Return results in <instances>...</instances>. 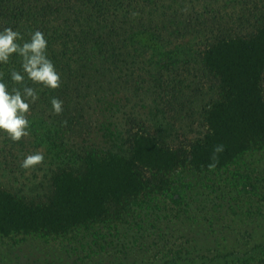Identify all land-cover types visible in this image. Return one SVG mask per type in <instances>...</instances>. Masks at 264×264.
<instances>
[{"label": "rangeland", "instance_id": "1", "mask_svg": "<svg viewBox=\"0 0 264 264\" xmlns=\"http://www.w3.org/2000/svg\"><path fill=\"white\" fill-rule=\"evenodd\" d=\"M173 3L179 15L197 11L232 33L251 32L264 17V0ZM211 29L181 39L179 47H189L187 63L160 69L156 83L137 96L120 91L94 99L88 127L71 132L32 116L20 147L10 151L0 142V187L46 207L53 197V154L69 155L71 166L84 171L88 150L133 157L131 135L139 130L154 142L138 145L140 152L148 149V160L132 166L138 192L110 198L104 215L56 230L9 226L0 231V264H264L263 144L246 140L244 149L211 169L208 155L203 163L194 155L212 134L208 113L220 99L219 73L201 63ZM259 87L264 101V68ZM49 137L59 146L52 148ZM36 151L43 161L22 167Z\"/></svg>", "mask_w": 264, "mask_h": 264}, {"label": "trees", "instance_id": "2", "mask_svg": "<svg viewBox=\"0 0 264 264\" xmlns=\"http://www.w3.org/2000/svg\"><path fill=\"white\" fill-rule=\"evenodd\" d=\"M173 1L0 0V27L19 30L24 39L33 30L43 32L48 55L61 75L56 89L26 81L39 92L38 99L30 104L28 118L41 117L54 128L78 132L87 126L94 99L120 91L137 96L139 89L143 91L156 83L160 69L187 63L189 47H179L181 39L192 30L212 27L201 63L219 73L220 99L208 113L212 134L204 137L202 151L195 148L197 162L203 163L208 155L212 161L224 164L252 138L264 146V101L259 87L264 68V17L253 31L232 33L218 21L211 24L197 11H180L179 15ZM13 68H20L15 54L8 63L0 65L10 87L17 86L8 78ZM52 96L63 101L59 114L51 108ZM0 134V142L9 145L10 151L24 142ZM47 139L52 148L59 146L57 137ZM141 139L154 145L147 133L134 132V156L130 158L112 150L100 156L86 151L84 171L71 166L69 155L53 154L57 166L48 176L53 197L47 207L34 204L21 192L0 187V231L9 226L56 230L89 216L104 215L110 198L117 199L141 188L131 178L134 163L148 160V149L139 151ZM221 144L223 151L214 156L215 146ZM168 153L171 159L175 156Z\"/></svg>", "mask_w": 264, "mask_h": 264}, {"label": "clouds", "instance_id": "3", "mask_svg": "<svg viewBox=\"0 0 264 264\" xmlns=\"http://www.w3.org/2000/svg\"><path fill=\"white\" fill-rule=\"evenodd\" d=\"M47 46L45 34L39 29L31 31L28 38L24 39L19 30L11 26L0 27V65L8 63L13 54L20 60V68H13L8 74L9 80L17 86L10 87L3 71H0V133L6 134L12 141L28 135L30 104L39 97L38 90L26 81L49 89L60 86L61 75L48 55ZM50 104L55 113L63 111V101L58 97L52 96ZM223 148L222 144L216 145L214 156ZM43 159V153L36 151L26 155L21 166L29 168ZM208 167L214 168L215 160Z\"/></svg>", "mask_w": 264, "mask_h": 264}]
</instances>
